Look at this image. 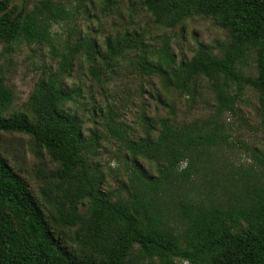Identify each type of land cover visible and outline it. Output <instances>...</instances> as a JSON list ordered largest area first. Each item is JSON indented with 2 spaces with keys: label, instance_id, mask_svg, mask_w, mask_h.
<instances>
[{
  "label": "trees",
  "instance_id": "1",
  "mask_svg": "<svg viewBox=\"0 0 264 264\" xmlns=\"http://www.w3.org/2000/svg\"><path fill=\"white\" fill-rule=\"evenodd\" d=\"M142 6L163 28H175L194 15L212 18L227 31L229 42L220 54L201 44L189 61L178 65L168 41L156 54L140 57L142 69L179 92L191 94L204 79L216 111L184 125L163 119L155 137L129 141L136 184L129 196L114 199L90 165L98 134L86 136L82 119L66 109L79 90L68 88L65 80L84 50L94 58L93 42L57 50L52 28L70 13L55 0H39L30 12L0 0L4 54L25 43L48 45L58 56L55 70L37 81L28 112L4 115L12 93L0 76V131L30 136L56 165L44 175L45 204L0 154V264H264V184L214 186L206 190L209 200L194 194L200 155L229 142L223 117L236 110L246 87L257 92L264 125V0H142ZM140 45L137 37L125 34L108 38L106 53L115 62ZM251 52L255 76L241 66ZM108 128L123 136L113 119ZM256 158L264 167V152ZM140 161L155 165L156 174L145 177ZM185 162L190 163L181 172ZM219 194L227 199H217Z\"/></svg>",
  "mask_w": 264,
  "mask_h": 264
},
{
  "label": "rangeland",
  "instance_id": "2",
  "mask_svg": "<svg viewBox=\"0 0 264 264\" xmlns=\"http://www.w3.org/2000/svg\"><path fill=\"white\" fill-rule=\"evenodd\" d=\"M38 1L11 0V7L18 11L26 8L30 12ZM55 2L64 5L70 13L66 21L55 23L52 28L57 50L61 51L65 44H94L91 49L94 58L84 50L76 59L71 77L65 80L68 88L79 90L78 98L69 102L66 109L82 119L86 136L92 132L98 134L99 145L90 157V165L103 176L105 190L114 199L127 197L131 185L136 184L128 142L155 137L163 119L170 118L177 125L205 120L215 114L217 105L211 86L204 79L194 84L191 94L179 92L160 76L142 69L140 57L156 54L166 41L175 65L189 61L201 44L220 54L229 42L228 33L214 19L202 15H194L175 28L157 26L143 8L142 0ZM125 34L137 37L140 48L130 49L110 62L106 40L119 39ZM4 47L5 44H0V76L12 93V104L4 115L28 112V100L37 81L55 70L58 56L48 45L24 43L7 54L3 53ZM241 66L247 75L255 76V53L251 52ZM112 119L122 131V137L109 130L108 122ZM223 124L229 142L201 154L202 163L197 165V171L194 169L197 172L194 194L204 200H209L206 190L214 186L220 189L224 184L252 181L264 184V167L256 158L264 152V125L254 89L246 87L236 110L224 115ZM0 154L26 181L38 201L43 202L44 175L49 176L56 169L47 153L35 147L33 139L26 134L0 131ZM209 158L211 162L207 161ZM140 162L145 177L150 172L156 174L155 165ZM189 163H183L180 171H185ZM221 198L227 199L219 194L217 199ZM169 199L170 205L175 206L173 197Z\"/></svg>",
  "mask_w": 264,
  "mask_h": 264
}]
</instances>
